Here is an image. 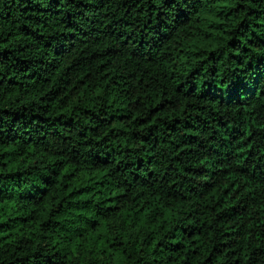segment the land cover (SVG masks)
Instances as JSON below:
<instances>
[{
  "label": "trees",
  "instance_id": "obj_1",
  "mask_svg": "<svg viewBox=\"0 0 264 264\" xmlns=\"http://www.w3.org/2000/svg\"><path fill=\"white\" fill-rule=\"evenodd\" d=\"M0 264H264V0H0Z\"/></svg>",
  "mask_w": 264,
  "mask_h": 264
}]
</instances>
